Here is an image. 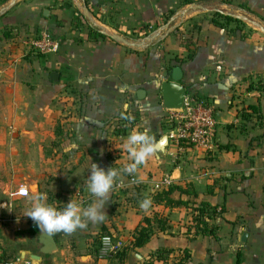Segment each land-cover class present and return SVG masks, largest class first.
<instances>
[{
    "label": "crops",
    "instance_id": "0c3cea01",
    "mask_svg": "<svg viewBox=\"0 0 264 264\" xmlns=\"http://www.w3.org/2000/svg\"><path fill=\"white\" fill-rule=\"evenodd\" d=\"M215 12L239 18L252 35L241 40L214 26L208 18ZM258 17L264 19V0H0V212L5 217L0 221L7 222L0 224V259H33L36 235L17 233L30 227L24 215L34 194H45L53 207L71 198L82 209L95 202L87 191L95 163L118 170L103 222L82 217L83 228L53 234L56 251L34 264H143L163 248L170 250L169 263L186 249L184 264H237V252L242 253L238 264H264V93L247 90L248 84L264 82V22ZM194 21H202L200 29L188 32ZM40 30L59 40L56 53L29 51L28 39ZM182 32L196 45L193 60L179 65L186 96L207 100L216 146L203 151L183 144L177 151L169 140L165 157L155 153L134 173H125L131 161L120 145L133 129H147L151 136L161 134L162 124L169 130L160 98V83L170 75L163 47L170 35ZM53 71L57 81L50 80ZM167 176L172 184L191 183L195 201L222 208L210 220L218 238L189 239L191 210L153 203L156 183ZM129 177L134 185L117 186ZM19 187L29 196H18ZM173 197L192 201L178 193ZM144 199L151 200L147 211L140 207ZM155 211L167 219L165 231L152 222L149 242L131 250L123 263L97 259L99 235H124L128 244Z\"/></svg>",
    "mask_w": 264,
    "mask_h": 264
},
{
    "label": "trees",
    "instance_id": "16d2710c",
    "mask_svg": "<svg viewBox=\"0 0 264 264\" xmlns=\"http://www.w3.org/2000/svg\"><path fill=\"white\" fill-rule=\"evenodd\" d=\"M227 2L231 3V1ZM238 6L253 14L246 4L239 3ZM258 18L260 21L264 22L263 18ZM208 21L214 26L224 29L229 35H239L241 40L249 38L253 33L252 29L249 28L242 20L228 14L215 12L210 15ZM201 22L202 21H194L190 25L191 28L188 30V32L198 31L200 29ZM91 34L95 37L99 36V33L94 30L91 31ZM182 34L183 32L178 34V38L175 35H170L163 47V49L166 50V54L162 57V59L165 61L164 69L167 73H171L175 66L190 62L195 57V43L191 38H187ZM173 39H176L179 43L174 44ZM252 88L258 91L261 96V94L264 93V82H257L255 83L254 87L248 84L247 90ZM194 98L197 101L202 102L203 105L207 107L208 104L206 99L196 95H194ZM248 108L253 112L259 111V107L254 105H249ZM207 191H210L209 187ZM174 193H178L180 196H190L192 201L190 199H183L181 197L175 199L173 197ZM197 196L198 194L191 183H187L184 186L171 183L161 189L156 190L152 195V201L155 205H164L168 208H189L191 210L189 223L186 227V234L188 235L189 239H193L199 235L218 238L217 227L215 224L210 223V220L220 216L222 208L221 210H217L218 205L212 204L205 200L195 201ZM152 217L153 220L151 218L143 219V225H140L134 230L132 240L114 256L118 262L123 263L127 257V254L131 250L142 248L149 242L153 235L152 222L156 224L159 231L166 230L167 219L163 217L162 212L155 211ZM38 232L39 228L37 226H30L26 231H20L17 234H28L35 236L38 234ZM100 236L101 235H99V237ZM169 252L170 250L168 249H157L154 252V258L147 259L143 264H155L156 262L160 264H184V262L189 257L188 251L186 249H180L176 252L173 262L169 263L172 260L168 256ZM241 261L242 253L237 252L235 262L238 264Z\"/></svg>",
    "mask_w": 264,
    "mask_h": 264
},
{
    "label": "clouds",
    "instance_id": "9594fccd",
    "mask_svg": "<svg viewBox=\"0 0 264 264\" xmlns=\"http://www.w3.org/2000/svg\"><path fill=\"white\" fill-rule=\"evenodd\" d=\"M120 148L131 161L124 166L123 172L131 174L137 170L138 165L143 164L148 158L160 151L161 144L148 134L147 129L144 131L133 129L124 139ZM117 176V169L110 167L105 171L97 164L92 163L90 174L87 176V191L96 198L94 203L82 209L81 205L71 198L62 209H57L47 203L45 194H34L30 197V207L24 216L31 218L39 230L48 235L59 232L71 234L77 228H83L85 224L82 217L94 224L103 222L105 218L103 208L106 201L109 200ZM150 206V199H144L140 203V207L145 211Z\"/></svg>",
    "mask_w": 264,
    "mask_h": 264
},
{
    "label": "built area",
    "instance_id": "2783aa9c",
    "mask_svg": "<svg viewBox=\"0 0 264 264\" xmlns=\"http://www.w3.org/2000/svg\"><path fill=\"white\" fill-rule=\"evenodd\" d=\"M27 46L33 54L46 56L56 53L60 42L49 31L40 30L34 37L28 39ZM165 122L169 125L168 138L174 143L177 151L181 150L183 144H189L203 151L212 150L216 146V122L212 110L192 96H186L183 105L179 109L167 110ZM126 183L119 182L117 186L134 185L136 180L129 177ZM171 183L167 176L157 182L155 188L158 190ZM16 194L21 197L29 196L26 187H19ZM55 207L62 209L64 205ZM1 209H4V206L0 207ZM29 224L30 226H36L31 218H29ZM126 245L127 241L116 235L102 234L98 239L95 255L98 260H106L114 257ZM0 264H34V260L17 255L7 260L0 259Z\"/></svg>",
    "mask_w": 264,
    "mask_h": 264
},
{
    "label": "water",
    "instance_id": "95a60500",
    "mask_svg": "<svg viewBox=\"0 0 264 264\" xmlns=\"http://www.w3.org/2000/svg\"><path fill=\"white\" fill-rule=\"evenodd\" d=\"M50 80L57 81L58 73L53 71L50 73ZM143 94V90L137 91V96L140 98ZM187 95V88L182 81V71L179 66H175L168 79L160 83V98L161 104L164 109L174 110L179 109ZM153 137L157 142L161 144L160 151L156 152L161 157L166 156L167 146L169 143V138L167 134L154 133ZM248 230L242 234L241 241L245 242ZM36 251L33 255V259H40V256L51 255L57 249L56 241L53 235H48L44 232H39L36 235ZM140 259V256L135 253Z\"/></svg>",
    "mask_w": 264,
    "mask_h": 264
},
{
    "label": "rangeland",
    "instance_id": "374dc122",
    "mask_svg": "<svg viewBox=\"0 0 264 264\" xmlns=\"http://www.w3.org/2000/svg\"><path fill=\"white\" fill-rule=\"evenodd\" d=\"M168 129H167V125L166 124H162V129H161V134H167L166 133V131H167ZM169 165H168V167L166 168V170L167 169H169ZM3 213V214H2ZM190 217H188V219H189ZM0 219H4L5 220V217H4V212H0ZM29 221V220H28ZM7 222L6 221H0V224L1 225H4V224H6ZM102 235V234H101ZM121 238L122 239H124V235H122L121 236ZM97 243H98V241H97ZM110 260H112L113 258H109ZM108 259V260H109ZM2 260H7V258L5 257L4 259H2ZM105 263L107 262L106 260L104 261ZM38 263V261L37 260H35V264H37ZM42 264H47L46 262L44 263V261L42 262Z\"/></svg>",
    "mask_w": 264,
    "mask_h": 264
}]
</instances>
